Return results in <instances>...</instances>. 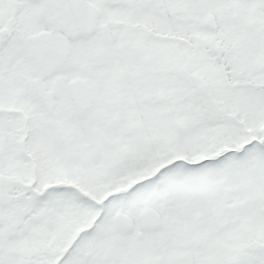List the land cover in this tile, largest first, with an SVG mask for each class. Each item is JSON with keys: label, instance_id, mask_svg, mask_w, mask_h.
<instances>
[{"label": "snow or ice", "instance_id": "1", "mask_svg": "<svg viewBox=\"0 0 264 264\" xmlns=\"http://www.w3.org/2000/svg\"><path fill=\"white\" fill-rule=\"evenodd\" d=\"M0 264H264V0H0Z\"/></svg>", "mask_w": 264, "mask_h": 264}]
</instances>
